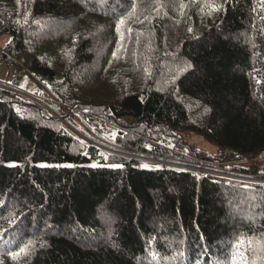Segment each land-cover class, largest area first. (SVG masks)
Returning <instances> with one entry per match:
<instances>
[{
  "label": "trees",
  "instance_id": "1",
  "mask_svg": "<svg viewBox=\"0 0 264 264\" xmlns=\"http://www.w3.org/2000/svg\"><path fill=\"white\" fill-rule=\"evenodd\" d=\"M2 35L0 264H264V0H0Z\"/></svg>",
  "mask_w": 264,
  "mask_h": 264
},
{
  "label": "rangeland",
  "instance_id": "2",
  "mask_svg": "<svg viewBox=\"0 0 264 264\" xmlns=\"http://www.w3.org/2000/svg\"><path fill=\"white\" fill-rule=\"evenodd\" d=\"M7 39H9V37L6 35L0 36V49L4 47V42H6ZM13 82H14V69L12 67L7 66L4 62L0 61V84L10 85ZM34 88H35L34 84L31 82V80H29L28 77H25V79L19 83V88H18L19 90L15 89L14 91L20 92L21 94L26 95L27 93L24 91L30 92V91H33ZM30 97L38 101L36 97H33V96H30ZM194 141L201 148L207 147L204 143L200 142L198 139H194ZM140 159L146 162L152 163V164H166V165H173L177 167H184V166L174 165L172 163H167V162H162V161H155V160H149V159H144V158H140ZM241 165L246 166V167H256L260 173H264V154L260 155L254 161L243 162L241 163ZM187 168H191L197 171H202V169L196 168V167H187ZM206 172L209 174L215 175L219 178H222V179L252 181L250 179L238 178V177L230 176V175L223 174V173H215V172H210V171H206Z\"/></svg>",
  "mask_w": 264,
  "mask_h": 264
},
{
  "label": "snow or ice",
  "instance_id": "3",
  "mask_svg": "<svg viewBox=\"0 0 264 264\" xmlns=\"http://www.w3.org/2000/svg\"><path fill=\"white\" fill-rule=\"evenodd\" d=\"M121 23H123V21H121ZM15 166V165H14ZM69 166H71V165H69ZM93 167H95V165H93ZM110 167H113V168H122L123 167V165H121V164H112V165H110ZM21 251L23 252L24 250L23 249H21ZM12 256H16L17 255V253H12L11 254Z\"/></svg>",
  "mask_w": 264,
  "mask_h": 264
},
{
  "label": "crops",
  "instance_id": "4",
  "mask_svg": "<svg viewBox=\"0 0 264 264\" xmlns=\"http://www.w3.org/2000/svg\"><path fill=\"white\" fill-rule=\"evenodd\" d=\"M10 41V38L9 39H7V41L6 42H4V46L8 43Z\"/></svg>",
  "mask_w": 264,
  "mask_h": 264
},
{
  "label": "bare ground",
  "instance_id": "5",
  "mask_svg": "<svg viewBox=\"0 0 264 264\" xmlns=\"http://www.w3.org/2000/svg\"><path fill=\"white\" fill-rule=\"evenodd\" d=\"M16 134H17V133H16ZM261 245H262V244H261ZM261 248H262V246H261ZM256 251H257V250H256ZM263 251H264V250H263ZM258 253H259V251H258ZM258 253H256V254L259 256V255H260V253H259V254H258ZM251 256H252V255H251ZM260 256H261V255H260ZM260 256H259V257H260Z\"/></svg>",
  "mask_w": 264,
  "mask_h": 264
}]
</instances>
